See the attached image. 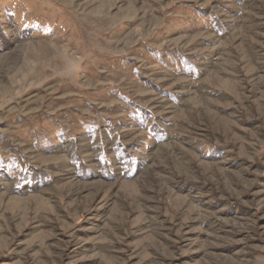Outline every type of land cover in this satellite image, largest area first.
<instances>
[{
    "label": "rangeland",
    "instance_id": "obj_1",
    "mask_svg": "<svg viewBox=\"0 0 264 264\" xmlns=\"http://www.w3.org/2000/svg\"><path fill=\"white\" fill-rule=\"evenodd\" d=\"M0 22V264H264V0H0Z\"/></svg>",
    "mask_w": 264,
    "mask_h": 264
},
{
    "label": "trees",
    "instance_id": "obj_2",
    "mask_svg": "<svg viewBox=\"0 0 264 264\" xmlns=\"http://www.w3.org/2000/svg\"><path fill=\"white\" fill-rule=\"evenodd\" d=\"M29 29H23L20 31L21 36H28ZM10 46V38L5 32V29L0 22V50L7 49ZM154 132L157 130L154 128ZM157 133V132H156ZM117 157L118 160L122 164L123 173L127 176H131L132 173H134L135 168L138 166L137 161L131 157L130 153L126 149H124L122 146L117 147ZM104 166V176H111V173L108 171V163ZM4 166V165H1ZM0 166V167H1ZM78 170L80 174L84 175L85 169L82 167L81 163H77ZM1 171H8L7 167L3 168L1 167ZM8 174V173H6ZM15 176V185L17 189L23 190L24 188L29 189L30 191L35 190L39 187L40 184H44L45 181H47V175L46 173L42 172L41 170L35 168L32 165H26L22 170H13V173Z\"/></svg>",
    "mask_w": 264,
    "mask_h": 264
}]
</instances>
